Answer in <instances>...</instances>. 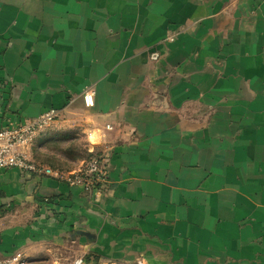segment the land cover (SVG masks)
Segmentation results:
<instances>
[{"label":"crops","instance_id":"crops-1","mask_svg":"<svg viewBox=\"0 0 264 264\" xmlns=\"http://www.w3.org/2000/svg\"><path fill=\"white\" fill-rule=\"evenodd\" d=\"M50 109L108 180L1 169V257L264 264V0H0V128Z\"/></svg>","mask_w":264,"mask_h":264},{"label":"built area","instance_id":"built-area-1","mask_svg":"<svg viewBox=\"0 0 264 264\" xmlns=\"http://www.w3.org/2000/svg\"><path fill=\"white\" fill-rule=\"evenodd\" d=\"M152 59L158 60L159 53H153ZM83 100L87 108L94 107L95 90L88 88L83 94ZM61 119L60 110L50 109L37 118L0 128V170L17 168L62 180L70 186H82L88 191L102 189L108 180L110 169L107 156L92 154L78 170L74 171H62L49 166L36 165L26 156L25 147L36 130ZM108 128L111 129L112 125ZM27 262V258L21 253L0 256V264H27ZM72 264H87V262L84 258H78Z\"/></svg>","mask_w":264,"mask_h":264},{"label":"rangeland","instance_id":"rangeland-1","mask_svg":"<svg viewBox=\"0 0 264 264\" xmlns=\"http://www.w3.org/2000/svg\"><path fill=\"white\" fill-rule=\"evenodd\" d=\"M63 124L61 119L36 130L25 147L26 156L31 162L54 169L68 170L79 161L89 158L91 152L81 129L78 127L63 128ZM76 259L56 264H72ZM38 264L49 263L40 262Z\"/></svg>","mask_w":264,"mask_h":264},{"label":"trees","instance_id":"trees-1","mask_svg":"<svg viewBox=\"0 0 264 264\" xmlns=\"http://www.w3.org/2000/svg\"><path fill=\"white\" fill-rule=\"evenodd\" d=\"M97 257H95V256H88L87 257V263L88 264H97V259H96ZM93 262V263H92Z\"/></svg>","mask_w":264,"mask_h":264}]
</instances>
